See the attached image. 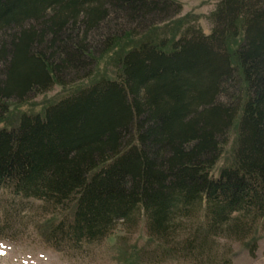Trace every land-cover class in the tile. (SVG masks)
<instances>
[{
	"label": "trees",
	"instance_id": "1",
	"mask_svg": "<svg viewBox=\"0 0 264 264\" xmlns=\"http://www.w3.org/2000/svg\"><path fill=\"white\" fill-rule=\"evenodd\" d=\"M181 10L0 0V121L12 102L79 84L0 127V190L41 202L51 249L78 255L142 222L153 248L125 264H232L226 242L264 230V0H219L207 34ZM122 43L113 76L93 80Z\"/></svg>",
	"mask_w": 264,
	"mask_h": 264
},
{
	"label": "rangeland",
	"instance_id": "2",
	"mask_svg": "<svg viewBox=\"0 0 264 264\" xmlns=\"http://www.w3.org/2000/svg\"><path fill=\"white\" fill-rule=\"evenodd\" d=\"M179 1L182 4L179 16H185L188 23L201 27L205 34L209 33L210 13L219 0ZM125 46L122 43L99 59L93 80L101 76H113L116 71V61ZM86 83L88 80L80 84ZM78 86L79 84L69 87L54 85L51 90L32 96L24 103H10V111L5 119L0 121V127L15 125L21 112H42L47 105L56 102L61 96ZM234 138V131H232L229 143L213 169L214 175H217L222 166L230 162ZM40 207L41 202L38 200L16 198L8 191L0 190V264H125L127 249L153 248L150 247L153 244L148 246L151 240L141 222L134 231L128 233L117 227L111 237L103 243L91 245L78 255H66L51 249L42 240L37 228L48 215L41 213ZM226 245L231 246L229 254L232 257V264H264V230L257 229L253 237L246 241H229ZM251 245L253 251L249 252ZM168 259L160 254L153 259V263L149 259L146 261L141 258L134 264H190L186 261L179 263Z\"/></svg>",
	"mask_w": 264,
	"mask_h": 264
}]
</instances>
